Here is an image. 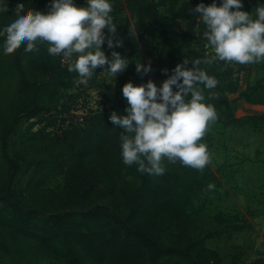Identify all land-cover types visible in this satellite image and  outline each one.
I'll use <instances>...</instances> for the list:
<instances>
[{
  "label": "trees",
  "instance_id": "obj_1",
  "mask_svg": "<svg viewBox=\"0 0 264 264\" xmlns=\"http://www.w3.org/2000/svg\"><path fill=\"white\" fill-rule=\"evenodd\" d=\"M201 2L210 4L212 0H161L167 12L173 15L169 18L160 13L155 0H126L135 21L117 32L124 47L115 49L130 59L125 74L136 73L131 48L138 39L159 38L162 49L170 54L174 43L171 29L181 22L186 25L179 33L183 37L178 47L182 51L181 62L186 56L203 57L192 47L200 22L199 13L189 11ZM257 3L258 0H244V10L253 11ZM40 5L46 11L50 0ZM27 6L25 3V8ZM122 8L123 4L113 6V13ZM5 21L0 10V25ZM131 29L135 30V36L131 35ZM46 46L47 43L37 45ZM105 49L111 58L112 50L107 44ZM24 51L20 49L11 64L4 66L7 75L8 72L16 75L18 90L8 109L0 107V150L5 161L4 179L0 180V254L13 255L10 236L15 241H35L40 249L63 259L66 264H164L168 262L166 258L172 257L181 264H223L220 253L207 246L208 237L193 232L195 203L208 195L210 183L218 182L216 173L207 166L197 170L179 161L168 163L165 160L163 175L140 173L136 168L133 175L140 181L139 185L122 180L117 169L122 157L121 130L109 120L108 110H98L83 126H72L61 134L57 129L52 131V136L60 140L63 147L60 156L70 159L62 189L46 187V181L57 166L47 169V161L29 159L16 148L10 150L23 119L35 120V124L50 120L43 116L58 110L47 106V101L59 89H71L81 81L78 73L69 71L58 57L54 62L32 61L25 67ZM158 58L161 60V56ZM220 63L228 66L223 61H217L215 67L209 65V74L219 81L214 89H209L214 92L222 89ZM186 67H192L191 61ZM233 74L234 70L235 91ZM129 80L124 76L117 94L110 96L112 111L126 108L122 87ZM250 80L251 77L240 96L248 103L264 105L263 83L258 81L252 85ZM219 103L228 105L226 100ZM235 123L239 127L248 125L264 130V114L233 117L231 124ZM90 159H97L98 165L91 166ZM26 175L29 179L22 187L20 181ZM219 219L226 220L222 214ZM245 228L242 223L233 226L238 232Z\"/></svg>",
  "mask_w": 264,
  "mask_h": 264
},
{
  "label": "clouds",
  "instance_id": "obj_2",
  "mask_svg": "<svg viewBox=\"0 0 264 264\" xmlns=\"http://www.w3.org/2000/svg\"><path fill=\"white\" fill-rule=\"evenodd\" d=\"M190 2V0H189ZM9 0H0V8H7ZM15 15L2 25L3 49L24 44L25 51L38 50L47 43L49 55L72 59L69 71L78 73L81 80L96 74L98 67L112 82L123 73L130 59L116 48L124 41L117 33L113 16L114 0H50L46 11L25 8V0H15ZM190 12L199 13L203 24V57H185L158 86L149 79L135 84L129 80L122 87L127 100L124 113L113 111L109 120L121 130V156L126 165L149 175H163L168 163L181 164L203 170L212 159L203 139L218 119L215 105L207 101L204 89H214L218 79L201 65L217 61L225 64H257L264 62V2L258 0L253 11L244 10V0H212L203 2ZM131 35L136 32L131 29ZM111 49V58L105 48ZM191 61L192 67H186ZM151 63L137 62L136 72L147 74ZM167 73L168 69L162 70ZM175 86V87H174ZM92 95L96 92L93 90ZM208 189L214 188L209 184Z\"/></svg>",
  "mask_w": 264,
  "mask_h": 264
},
{
  "label": "rangeland",
  "instance_id": "obj_3",
  "mask_svg": "<svg viewBox=\"0 0 264 264\" xmlns=\"http://www.w3.org/2000/svg\"><path fill=\"white\" fill-rule=\"evenodd\" d=\"M43 1L25 0V3L28 4L27 7L43 11L40 5ZM125 1L114 0V6L124 5V8L113 13L117 23V32L135 21V14ZM77 2L84 3V0H77ZM155 2L159 5L158 9L162 15L173 17L167 12L166 6L161 4V0H155ZM14 5L15 0H9L7 8H0L6 20L15 15ZM185 26V23L181 22L171 29L174 43L170 54L162 49L163 45L159 38L142 37L138 39V43L131 48L134 50L131 60L134 65L137 62L145 65L151 63V71L146 75L136 72L135 75L128 76L123 72L109 82L103 68L98 67L92 78L75 84L71 89H59L57 94L47 101V106L58 110L55 113L56 119L43 120L37 124L34 123L35 120L23 119L16 136L12 139L10 150L16 148L23 151L29 159L47 161V169L52 170L57 166L46 181V187L55 190L62 189L70 159L66 155L60 156L63 147L60 140L52 136V131L61 126L60 121L67 117L61 116L68 113L66 107L70 105L71 112L74 113L89 108L91 112L108 110L111 114L113 111L109 108L110 96L117 94L124 76L129 77L135 84L146 83L152 79L158 86H162L163 81L173 74L172 69L181 63L182 51L178 47L183 37L179 33L185 30ZM204 30L203 24L199 22L192 46L202 55L205 54H203L204 51H208L204 47ZM0 36L2 37L0 40L2 48L0 52V107L8 109L17 96L18 79L13 72H8L7 75L4 66L11 64L16 52L25 49V45L22 43L12 50L5 51L3 49L4 36L2 33ZM188 42L191 40L189 39ZM47 47H37L38 50L31 52L24 51V66L27 67L29 63L36 60L54 62L57 55H49ZM103 47L105 48V45ZM105 51L109 55L106 49ZM215 63H213L214 67ZM219 65L222 89L215 92L209 89L204 91L207 101L215 105L218 119L203 138L212 154L207 168L216 173L218 182L213 184L214 188L209 190L204 199L196 201L195 210L197 211L192 212L195 220L193 232L194 235L208 237L207 246L220 253L223 264H264V130L253 129L248 125L239 127L236 123L231 124L233 117H246L250 112L247 102L234 91L232 84L234 69L229 64L228 66L221 63ZM241 65L251 71V80L255 76V81L262 82V87H264V62ZM210 66L201 65L208 72H210ZM163 69L169 71L164 73ZM93 90L96 92L95 96L92 95ZM220 100H226L228 105H222L219 103ZM124 110L125 108L120 109L118 113H124ZM89 164L97 166V159H90ZM136 168L135 164L126 165L122 157L117 167L122 180L132 185H139L140 181L133 175ZM4 171L5 161L0 150V180L4 179ZM28 179L29 175L24 176L20 185L24 187ZM219 214H222L226 220L219 219ZM238 223L246 227L241 232L233 230V226ZM9 241L13 255L7 257L0 254V264H66L63 259L40 249L35 241H15L10 236ZM165 260L168 262L164 264H181L174 257Z\"/></svg>",
  "mask_w": 264,
  "mask_h": 264
},
{
  "label": "built area",
  "instance_id": "obj_4",
  "mask_svg": "<svg viewBox=\"0 0 264 264\" xmlns=\"http://www.w3.org/2000/svg\"><path fill=\"white\" fill-rule=\"evenodd\" d=\"M79 4H83L82 2H78ZM49 5H46V10L49 8ZM206 39L204 38V45L206 44ZM206 49V48H205ZM208 50V49H206ZM59 58L61 64L63 66L69 67V64L73 63L75 59H68L64 58L62 55H57ZM230 67L234 69L233 79L235 82V92L238 95H241L247 88L248 79L251 77V72H249L248 68H243L241 64L232 63L229 64ZM250 74V75H249ZM249 75V78H248ZM84 80H81L79 83H82ZM72 108H70L65 114H62L61 116L65 117L67 116L63 121H60L61 126H58L57 129L58 132L61 134L64 129L70 128L72 126H83L86 124V122L95 114V112H91L89 108H84L83 111L74 113L71 112ZM56 111H49L46 113L43 118L45 119H56ZM61 113V112H60ZM71 113V114H70ZM70 114V115H69ZM69 115V116H68ZM60 117V116H59ZM65 123V124H64Z\"/></svg>",
  "mask_w": 264,
  "mask_h": 264
},
{
  "label": "crops",
  "instance_id": "obj_5",
  "mask_svg": "<svg viewBox=\"0 0 264 264\" xmlns=\"http://www.w3.org/2000/svg\"><path fill=\"white\" fill-rule=\"evenodd\" d=\"M255 80H256V78H255V76H253V78L251 80V84L252 85L257 83ZM247 104H248V109H249V112H250V114L248 116L264 114V105H262V104H251V103H248V102H247Z\"/></svg>",
  "mask_w": 264,
  "mask_h": 264
}]
</instances>
